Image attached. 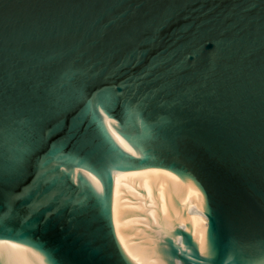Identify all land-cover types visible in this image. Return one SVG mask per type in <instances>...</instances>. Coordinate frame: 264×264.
I'll return each mask as SVG.
<instances>
[{
  "label": "water",
  "instance_id": "1",
  "mask_svg": "<svg viewBox=\"0 0 264 264\" xmlns=\"http://www.w3.org/2000/svg\"><path fill=\"white\" fill-rule=\"evenodd\" d=\"M0 264H264V0H0Z\"/></svg>",
  "mask_w": 264,
  "mask_h": 264
}]
</instances>
